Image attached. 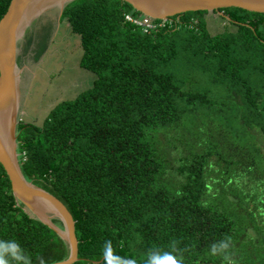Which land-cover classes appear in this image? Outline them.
I'll use <instances>...</instances> for the list:
<instances>
[{
    "label": "trees",
    "instance_id": "trees-1",
    "mask_svg": "<svg viewBox=\"0 0 264 264\" xmlns=\"http://www.w3.org/2000/svg\"><path fill=\"white\" fill-rule=\"evenodd\" d=\"M10 3L0 0V21ZM130 12L141 14L121 0L65 7L62 20L80 35V66L95 80L41 126L20 122L25 179L72 214L75 264H104L108 240L137 264L149 249L173 246L186 264H225L210 246L226 235L235 264H264V14L215 11L226 25L212 34L207 12H189L146 35L125 21ZM177 141L187 155L175 168L168 153ZM169 168L178 176L166 179ZM0 240H17L33 264L69 255L16 200L1 164Z\"/></svg>",
    "mask_w": 264,
    "mask_h": 264
},
{
    "label": "water",
    "instance_id": "water-1",
    "mask_svg": "<svg viewBox=\"0 0 264 264\" xmlns=\"http://www.w3.org/2000/svg\"><path fill=\"white\" fill-rule=\"evenodd\" d=\"M75 0H11L0 21V164L14 197L38 221L55 231L67 244L65 264L79 261L75 221L55 196L28 182L19 163V124L32 78L65 7ZM137 12L167 20L189 12L213 14L240 8L264 14V0H121ZM58 219L62 228L53 220ZM57 264V263H53Z\"/></svg>",
    "mask_w": 264,
    "mask_h": 264
},
{
    "label": "rangeland",
    "instance_id": "rangeland-1",
    "mask_svg": "<svg viewBox=\"0 0 264 264\" xmlns=\"http://www.w3.org/2000/svg\"><path fill=\"white\" fill-rule=\"evenodd\" d=\"M219 16L217 14H208L206 18L204 17L207 29L212 34L220 33L219 31H222L226 25ZM72 29L71 22L66 19L62 20L61 18L52 33L35 69L21 111L23 117L22 123H34L37 126H41L47 115L56 105L64 101H72L82 92L92 87L95 75L81 68L82 48L80 46V35ZM186 69V67H183L184 71ZM197 76L199 75L194 77ZM203 85L209 86L202 80L199 86ZM207 123L205 122V124ZM169 132L173 136L175 135L173 129L169 130ZM209 137H212V131L209 132ZM173 138L175 137L169 138V135L163 137L167 143L171 144L173 143ZM258 138L264 143V137L258 136ZM171 149L168 154L172 160V166L176 168L181 158H186L187 154L184 151L183 144L179 141ZM174 173H176V170ZM176 176L178 175L172 174V169L170 168L164 175L166 179ZM175 179L178 180L177 178Z\"/></svg>",
    "mask_w": 264,
    "mask_h": 264
},
{
    "label": "clouds",
    "instance_id": "clouds-1",
    "mask_svg": "<svg viewBox=\"0 0 264 264\" xmlns=\"http://www.w3.org/2000/svg\"><path fill=\"white\" fill-rule=\"evenodd\" d=\"M22 121L23 117L20 122ZM231 246L232 238L226 235L224 239L210 246V253L214 256L223 254L225 264H235L232 255L228 251ZM102 256L104 264H137L135 258L116 255L111 240L105 242ZM146 257L145 264H186L184 255L182 252L178 253L175 246L167 251H161L158 247L151 248ZM36 261L38 264H47V261L41 256H37ZM0 264H33V258L17 240H0ZM57 264H65V262L59 261Z\"/></svg>",
    "mask_w": 264,
    "mask_h": 264
},
{
    "label": "built area",
    "instance_id": "built-area-1",
    "mask_svg": "<svg viewBox=\"0 0 264 264\" xmlns=\"http://www.w3.org/2000/svg\"><path fill=\"white\" fill-rule=\"evenodd\" d=\"M124 19L126 22L131 23L139 28H141L142 32L144 34H151L152 32H157L162 29H166L168 27H171L173 24V21L167 19V20H156L153 18H150L148 16L142 15V14H135L133 12L126 13L124 15ZM192 23H196L195 21H191ZM194 24H192L191 27H193Z\"/></svg>",
    "mask_w": 264,
    "mask_h": 264
}]
</instances>
